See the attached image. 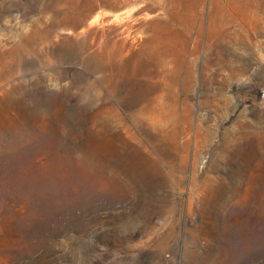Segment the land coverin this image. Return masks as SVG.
<instances>
[{
    "label": "rangeland",
    "instance_id": "374dc122",
    "mask_svg": "<svg viewBox=\"0 0 264 264\" xmlns=\"http://www.w3.org/2000/svg\"><path fill=\"white\" fill-rule=\"evenodd\" d=\"M225 1L0 0V264H264V0Z\"/></svg>",
    "mask_w": 264,
    "mask_h": 264
},
{
    "label": "bare ground",
    "instance_id": "6f19581e",
    "mask_svg": "<svg viewBox=\"0 0 264 264\" xmlns=\"http://www.w3.org/2000/svg\"><path fill=\"white\" fill-rule=\"evenodd\" d=\"M252 1V0H251ZM230 7V4L227 1L224 2V4L221 6V9L223 12L228 11ZM234 15L237 18L238 13L233 12ZM248 15H245V18L243 19V24L240 27L241 31H244L248 27V23L244 24V22L247 21ZM250 19V17H249ZM227 24H230L231 22L228 21L226 22ZM195 54V49L192 51V55ZM186 55L185 54H178L176 55V59L170 61L168 58L170 56H167L165 53L160 55L156 62V67L160 69L162 72H164L165 76H169L172 84H176L178 82V78L180 76L181 71L184 68L188 69V78L192 81L194 78V71L193 69L189 66V63L186 62ZM250 57V62L252 61V53L249 54ZM173 64V66H172ZM173 93V92H172ZM164 96L165 93L160 94L155 100H152L150 104V111H149V118L150 116H155L156 122L155 123H162L161 120L163 119L164 116H167V122H171L173 120L174 116V109H168L167 106H175V99L176 95L173 93L172 94V103H166L164 101ZM176 117V116H175ZM7 136V135H6Z\"/></svg>",
    "mask_w": 264,
    "mask_h": 264
}]
</instances>
